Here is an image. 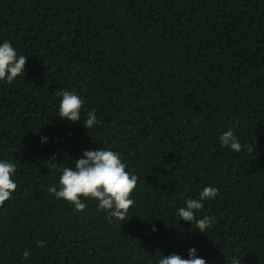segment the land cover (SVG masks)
Returning <instances> with one entry per match:
<instances>
[{"label": "trees", "instance_id": "obj_1", "mask_svg": "<svg viewBox=\"0 0 264 264\" xmlns=\"http://www.w3.org/2000/svg\"><path fill=\"white\" fill-rule=\"evenodd\" d=\"M5 41L28 59L0 80V160L17 183L0 264H158L191 248L206 264H264V0H0ZM64 90L85 100L81 121L58 116ZM229 129L253 154L221 145ZM97 148L139 177L126 222L47 191ZM208 186L202 234L177 212Z\"/></svg>", "mask_w": 264, "mask_h": 264}, {"label": "clouds", "instance_id": "obj_2", "mask_svg": "<svg viewBox=\"0 0 264 264\" xmlns=\"http://www.w3.org/2000/svg\"><path fill=\"white\" fill-rule=\"evenodd\" d=\"M27 59L25 55H18L9 42L0 44V80L12 83L15 78L21 75L24 77ZM60 95L62 100L58 116L70 122L81 121V109L85 100L75 92L67 90L62 91ZM98 123L93 110L87 113L82 125L85 129H91ZM219 139L222 146L229 147L234 152L240 153L242 149H246L249 154H253L251 144L248 142L242 145L234 135L233 129L223 133ZM41 142H46V138H42ZM15 171L16 165L13 162L0 160V206H3L17 190V183L12 179ZM138 180V176L126 171V164L122 162L118 153L97 148L84 151L82 158L75 161L74 169L63 166L59 188L53 185L47 191L57 199H63L73 205L77 212H83L87 207L81 198L94 199L98 203V208L107 211L111 218L126 222L129 219L128 211L134 204L130 197ZM217 193L216 187L208 186L203 188L198 198L187 199L185 206L178 209L177 215L180 220L193 223L195 229L203 234L210 228L212 217L204 216L197 219L196 213L203 208L205 200L214 199ZM152 230L155 232L157 229L153 227ZM37 246L44 247L45 242L37 241ZM30 255L31 252L28 250L22 253L25 260ZM158 264H206V260L198 257L196 249L191 248L187 259L176 254L166 258L160 255ZM231 264H241V261L234 257Z\"/></svg>", "mask_w": 264, "mask_h": 264}]
</instances>
